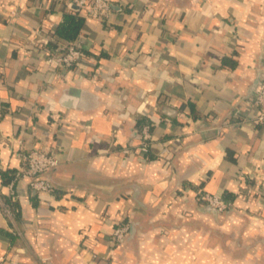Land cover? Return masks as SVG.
I'll list each match as a JSON object with an SVG mask.
<instances>
[{
    "label": "crops",
    "instance_id": "1",
    "mask_svg": "<svg viewBox=\"0 0 264 264\" xmlns=\"http://www.w3.org/2000/svg\"><path fill=\"white\" fill-rule=\"evenodd\" d=\"M108 1L106 21L82 12L81 35L58 41L84 52L68 69L41 43L65 0H0L1 202L21 153L62 158L52 192L15 184V219L0 203V264H264V0Z\"/></svg>",
    "mask_w": 264,
    "mask_h": 264
},
{
    "label": "built area",
    "instance_id": "2",
    "mask_svg": "<svg viewBox=\"0 0 264 264\" xmlns=\"http://www.w3.org/2000/svg\"><path fill=\"white\" fill-rule=\"evenodd\" d=\"M70 10L85 13L86 18H94L100 21H106L112 11V4L108 0H65ZM15 14V13H14ZM41 43L46 48V63L49 66L57 68H75L85 57L82 47L79 43H67L57 47H49V38L43 39ZM252 106L256 108L253 119L264 126V74L256 89L252 99ZM150 126L141 128L139 151L142 154H148L152 145L153 137L150 132ZM21 165L15 178L9 184V198L11 202H17L15 184L19 180H28L30 188L37 193H50L53 187L49 178L50 172L56 170L62 164V158L57 153L45 149H31L20 155ZM198 202L205 207H210L219 213L230 209L231 204L216 194L200 192ZM3 212L11 220L16 218L11 204L0 200ZM129 224L126 222L117 223L112 233V245H118L127 238L129 234Z\"/></svg>",
    "mask_w": 264,
    "mask_h": 264
},
{
    "label": "trees",
    "instance_id": "3",
    "mask_svg": "<svg viewBox=\"0 0 264 264\" xmlns=\"http://www.w3.org/2000/svg\"><path fill=\"white\" fill-rule=\"evenodd\" d=\"M85 18L80 12L70 10L64 15L63 22L53 31L50 45L57 46L58 41H72L81 35ZM58 169V168H57ZM17 169L8 170L2 173L4 185H9L15 178ZM53 172V171H52ZM51 174V172H50ZM49 174V175H50ZM51 180V179H50ZM4 202L11 204L16 214H19L20 208L18 202H11L9 196L1 195ZM18 211V212H17ZM15 214V215H16Z\"/></svg>",
    "mask_w": 264,
    "mask_h": 264
}]
</instances>
